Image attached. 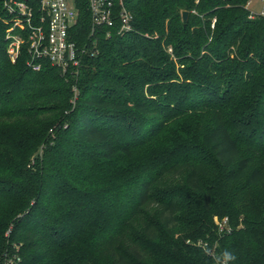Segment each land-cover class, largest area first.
Wrapping results in <instances>:
<instances>
[{
  "label": "trees",
  "instance_id": "16d2710c",
  "mask_svg": "<svg viewBox=\"0 0 264 264\" xmlns=\"http://www.w3.org/2000/svg\"><path fill=\"white\" fill-rule=\"evenodd\" d=\"M250 1L124 0L132 30L110 35L80 5L63 73L11 60L0 0V264H264Z\"/></svg>",
  "mask_w": 264,
  "mask_h": 264
},
{
  "label": "built area",
  "instance_id": "2783aa9c",
  "mask_svg": "<svg viewBox=\"0 0 264 264\" xmlns=\"http://www.w3.org/2000/svg\"><path fill=\"white\" fill-rule=\"evenodd\" d=\"M83 4L90 12L92 31L106 28L110 35L114 28L120 34L132 30V14L124 0H5L9 11L15 13L7 33V52L11 60L15 62L26 45L29 65L35 71L41 70L42 61L63 73L77 68L86 49H80L73 41L72 28L78 22ZM260 15H264V11ZM226 222L227 219L223 224ZM2 264H20V261L10 258Z\"/></svg>",
  "mask_w": 264,
  "mask_h": 264
},
{
  "label": "rangeland",
  "instance_id": "374dc122",
  "mask_svg": "<svg viewBox=\"0 0 264 264\" xmlns=\"http://www.w3.org/2000/svg\"><path fill=\"white\" fill-rule=\"evenodd\" d=\"M248 7L254 12V14H260L264 11V1L251 0Z\"/></svg>",
  "mask_w": 264,
  "mask_h": 264
},
{
  "label": "clouds",
  "instance_id": "9594fccd",
  "mask_svg": "<svg viewBox=\"0 0 264 264\" xmlns=\"http://www.w3.org/2000/svg\"><path fill=\"white\" fill-rule=\"evenodd\" d=\"M223 256L226 260H231V259H234V256L232 255L231 252L225 250L224 253H223Z\"/></svg>",
  "mask_w": 264,
  "mask_h": 264
},
{
  "label": "water",
  "instance_id": "95a60500",
  "mask_svg": "<svg viewBox=\"0 0 264 264\" xmlns=\"http://www.w3.org/2000/svg\"><path fill=\"white\" fill-rule=\"evenodd\" d=\"M187 12H183V20L186 21V18H187Z\"/></svg>",
  "mask_w": 264,
  "mask_h": 264
}]
</instances>
